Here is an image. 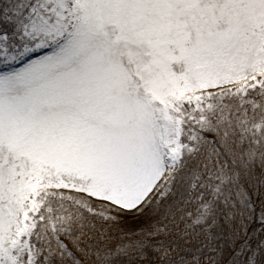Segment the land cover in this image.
I'll return each instance as SVG.
<instances>
[{
	"label": "snow or ice",
	"instance_id": "obj_1",
	"mask_svg": "<svg viewBox=\"0 0 264 264\" xmlns=\"http://www.w3.org/2000/svg\"><path fill=\"white\" fill-rule=\"evenodd\" d=\"M226 249L264 264V0H0V264Z\"/></svg>",
	"mask_w": 264,
	"mask_h": 264
},
{
	"label": "trees",
	"instance_id": "obj_2",
	"mask_svg": "<svg viewBox=\"0 0 264 264\" xmlns=\"http://www.w3.org/2000/svg\"><path fill=\"white\" fill-rule=\"evenodd\" d=\"M258 227H259L258 223L256 225L255 224L251 225L250 228H249V232L251 233L253 228H258ZM256 242H257V239L254 237L250 241V244L254 247ZM240 243H241V241H237V246H239ZM247 255H248V252H245V254L239 258L238 264H244V261L247 259ZM233 259H235V258H231L230 257V250L226 249L225 250V256H224L225 264H232V260Z\"/></svg>",
	"mask_w": 264,
	"mask_h": 264
}]
</instances>
